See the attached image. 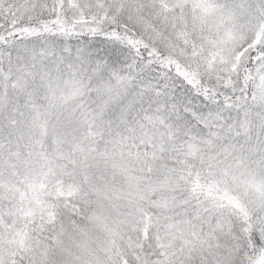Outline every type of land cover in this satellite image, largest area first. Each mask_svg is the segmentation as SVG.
<instances>
[{
  "label": "snow or ice",
  "instance_id": "1",
  "mask_svg": "<svg viewBox=\"0 0 264 264\" xmlns=\"http://www.w3.org/2000/svg\"><path fill=\"white\" fill-rule=\"evenodd\" d=\"M0 264H264V0H0Z\"/></svg>",
  "mask_w": 264,
  "mask_h": 264
}]
</instances>
